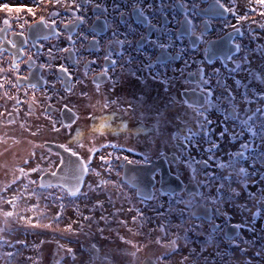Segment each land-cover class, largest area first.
<instances>
[{
    "label": "snow or ice",
    "instance_id": "snow-or-ice-1",
    "mask_svg": "<svg viewBox=\"0 0 264 264\" xmlns=\"http://www.w3.org/2000/svg\"><path fill=\"white\" fill-rule=\"evenodd\" d=\"M249 3L264 9V0H249ZM179 6L186 10L183 20L185 27L181 30V36L187 35L192 38L193 47L198 41H204V32L208 30V22L204 21V30L198 34L197 25L194 23L198 16L207 15L209 11L216 10L219 16L228 12L236 15L237 20L248 19L246 14L237 15L233 8L222 0H213L210 9L200 8L195 0H192L191 4L184 2ZM159 7L161 9L165 7L163 0ZM149 9H153V5L148 4L145 8L142 0H125L124 5L114 2L112 11L119 19L114 18L112 25H109L107 20L109 8L105 3L97 2V0H33V5L26 9L31 20L25 19L21 22L19 17L16 18V26L19 31L13 32V39H6L5 36L0 35V123H3L7 128H14L24 104L28 105V111L25 113L27 117H32L35 114L34 109L43 104L36 118L39 119L40 116H43V119L49 123L51 132L60 134L62 130H67L71 137L69 143L58 145L67 154L66 157L57 153L59 157L57 162L55 160L46 161L45 157L41 156L35 166H30L36 159V153L35 151L29 152L28 157L23 159L24 166L12 169L10 178L6 177L0 184V248H16L17 244L22 243L17 240L14 244L11 240L6 239V236L11 235L15 230L13 225L20 222L33 228L51 229L54 233H71L74 231V224L83 228L78 220L71 221L63 228L60 227L64 209L67 207L64 203L66 199L69 200V203H74L75 199H88L92 194L106 189L109 185L123 193V185L110 178L113 171L110 159L104 155L99 156L103 171L109 174L107 178L91 165L93 158L99 153V149L95 148L98 134L103 136L108 131H132L124 120L125 116L129 119H137L140 125H143L146 120L152 121L146 126L148 135L158 136L160 140H176L180 148L185 151L188 148H200L201 141L206 136L213 135L210 127L212 121L207 115L210 106L207 98L213 97L214 92L209 87L210 80L204 77L203 69L200 70V79L195 90L186 88L184 93H178V95L187 97L189 92H193L195 95V91L198 90L203 94L198 99L185 98L180 101L181 106L185 109V116L189 109L192 110V120L185 119L179 113H174L176 101L172 97H168L166 101L156 100L151 103L142 98H137L133 103L120 97V89L116 86L117 82L113 77L120 75L121 79L135 78L139 71L132 67L134 60L131 56L125 61L124 54L127 49H133L138 54H142L140 49L144 47V41L158 49L159 55H156L155 62L150 56L146 57L147 63H144L143 67L148 69L152 80L159 81L167 87H170L172 80L175 79V76L168 77L166 75L167 69L178 57H182L185 51V49H180L178 53H174L172 51L174 42L167 38L166 32L161 33V36L165 37L163 39L161 37L149 39L148 36L131 30L129 22L131 17L146 24L149 29L161 30V26L153 23V18L147 14ZM0 10L8 13L13 11L7 4L0 6ZM90 10L95 15V21L104 18L103 24L90 22L91 18L88 16ZM256 10L255 7L250 8L252 12H256ZM15 11L22 10L17 8ZM259 15L264 17V11H260ZM2 23L5 27L0 28V33H7L11 30L12 23L9 18H4ZM121 25L125 27L123 32L119 31ZM261 28H264V24L261 25ZM26 29L30 30L27 35ZM109 29L112 35L106 41L103 58L105 61H110V67H101L99 73H95L91 66L95 65L97 61L86 60L87 67L81 77L76 78L65 62H56L58 59L61 61L70 60L78 68L81 63V50L87 48L100 50L103 39L100 37V33ZM65 32H67L66 36ZM15 37L21 39L17 41ZM62 37L67 40L68 46L48 47L46 58L41 62V57L45 54L42 51L44 44L39 42L52 38L60 40ZM30 39L33 46L38 44L35 53L28 47ZM113 45L118 47H113ZM235 48L239 51L240 45L237 44ZM5 52L8 53L10 59L5 57ZM61 54H67V56ZM215 55H217V49L214 47L205 49V56L210 62ZM114 56L118 58H113ZM227 59L233 60L234 57L229 55ZM239 59L240 62L236 63V69L245 72L246 79L250 78L254 82L251 85H245V91L240 94L242 103L247 105L253 103V100L249 99V91L264 103V87H260V85H264V52H262V63L259 66L255 65L249 56H241ZM185 65H187V61H185ZM161 67L164 72L159 71ZM90 71L94 73L91 77L94 92L87 90ZM180 72L182 75L183 70L181 69ZM49 75L53 79L50 80ZM105 79L109 82L110 88L107 93L101 91V84L105 82ZM128 82L134 84L135 80L129 79ZM239 84L240 81H237V85ZM77 87H79V92L76 91ZM21 92L26 99L21 100ZM38 92L41 94L40 97H37ZM221 96L228 102L227 107L221 105L224 107L226 126L224 130L220 131L219 137L206 141L210 145L203 149L209 154L207 159H196L191 152L187 156L179 153L171 157L177 167L183 165L190 169L191 180L196 182L195 187L184 186L182 188L187 199L181 198L176 201L177 205H183V208L177 206L174 213L179 223H173L171 219L164 217L156 228L149 227L145 231L146 225L150 224L151 220L137 210L130 222L126 219L115 222L134 237H145L146 242L126 239L117 231V239L120 243L109 246L102 254L100 249L92 245L88 250L87 258L82 260L81 264H264V235H261L259 240L255 237L245 240L240 234L243 231L242 224H232L229 231L224 232L221 226L215 223L218 217L230 219L228 211L245 215L248 218V223L253 225L257 219H264V107L258 106L255 110L245 108L243 109L244 118H242L241 108L236 103L234 90L225 87ZM72 97H77V102L70 107L69 101ZM54 99L61 104L59 109L52 103ZM97 107L100 111L110 110L109 115L99 118V124L96 123L98 117L95 110ZM81 109L86 114L85 118L93 122L87 130L79 127L74 129V125L80 119L78 112ZM57 111H59L61 119L55 117L54 113ZM116 117L120 118V123L113 127L110 121H114ZM177 119L184 126L183 128L177 126L179 136L170 128V125H174ZM228 121H239L241 133L237 134L233 131L229 136ZM193 125L199 130L198 132L194 131ZM245 129L251 139L239 142L238 148H235L234 144L231 145L235 148L234 151H228V146L218 142L220 139L231 141L238 135H243ZM40 130L38 124L19 123V137H7L6 133L7 138H0V147L3 149L0 151V155L12 153L13 148L25 142V133L30 137H36ZM73 131H75V135H72ZM139 131L138 125L137 134ZM197 136L199 139H196ZM9 139L12 140L11 144L8 143ZM85 140L90 146L82 155L81 150L85 149ZM27 143L33 148L37 147L31 139H28ZM221 151L224 153L223 156L218 155ZM161 155L165 159L168 158L167 153H161ZM117 159L120 158L117 157ZM145 159L147 160V157ZM123 160L129 164L135 163L127 156L123 157ZM42 163H46L47 167H42ZM213 167L215 171L209 172L208 169ZM17 172L19 175L16 174ZM33 174L38 175L39 183L30 178ZM199 174L203 175L202 180H197ZM116 175L119 176L120 173L117 172ZM89 176H95L97 179L88 183L86 177ZM22 179H27L28 183L21 184ZM152 180H155V176L151 177L149 183ZM18 184L21 185L23 191L15 187ZM30 185L34 187L30 188ZM85 186H87V191L84 190ZM132 187L136 188V195L139 196L141 202L152 198L151 192L141 191L135 184ZM177 187L181 186L177 185ZM202 189H207V194ZM8 193L11 195H7ZM32 198H35L36 203L26 211L38 213V218L21 215L18 211L21 200H31ZM41 200L45 201V208L50 205L58 207L59 210L54 216L49 218L41 210ZM109 202H111V197H109ZM96 203L103 208V203L99 199ZM128 211L131 212L132 209ZM158 215L163 217V214ZM42 219H48L50 222L42 223ZM100 219L106 221V217L103 215ZM83 220L89 221L90 226L92 217L83 216ZM129 223L134 225L136 230L129 227ZM204 224H208L207 231L203 229ZM100 231H104V229H100ZM249 231L255 232V228H250ZM193 235L196 237L195 240L192 238ZM197 241L198 246L191 247ZM43 243L44 241H41V244ZM60 250H64L65 256L70 255L73 264H75L77 258L74 250L72 248L65 249V246L58 242L56 264H61L64 259L60 255ZM141 253L144 254L142 260L140 259ZM19 254V248H16V251H6L0 256V260L3 261V264H14ZM177 257L179 259H176ZM27 259L30 260L31 257Z\"/></svg>",
    "mask_w": 264,
    "mask_h": 264
},
{
    "label": "flooded vegetation",
    "instance_id": "flooded-vegetation-1",
    "mask_svg": "<svg viewBox=\"0 0 264 264\" xmlns=\"http://www.w3.org/2000/svg\"><path fill=\"white\" fill-rule=\"evenodd\" d=\"M97 2L105 3L108 6L109 12L107 14V20L109 22V25H112L114 18L117 20L119 19V17L116 16V14L112 11L113 3H120L121 5L125 4V0H97ZM163 2L165 4V7L161 9L159 7L161 0H142L143 6L145 8H147L148 4L153 5V9H149L147 14L153 18V23H156L158 26H161L160 31H154L152 29H149L146 24H142L139 21H136L135 17H131L129 22L131 23V30L139 34L148 36L149 39H156L157 37H161L163 39L165 37H162L161 33L166 32L167 38H170V41L174 42V47L172 48V51L174 53H178L180 49H185L182 57H178L176 61L172 63L167 69L166 75L168 77L175 76V79L171 82V86L167 87L166 85L161 84L159 81L152 80L148 69L143 67V64L147 63L146 57L150 56L152 61L155 62L156 55H159V50L148 44L147 41L143 42L144 47L140 49V53L142 54H138L133 49H127L124 54L125 61L129 58V56L133 58L134 64L132 65V67L139 69V71L137 72V76L135 78L121 79L120 75H115L113 78L117 82L116 86L120 89L119 95L123 100L132 101L133 103H135L137 98H142L144 100H148L149 103H151L152 101L156 100L166 101L168 97H172L176 101L173 109L174 113H179V115L184 117L185 119L192 120V110L189 109L187 115L185 116V109L181 106L180 101L185 98L198 99L202 97L203 94L200 93L198 90L195 91V95H193V92H189L187 97L183 95H178V93H184L186 88L195 90L197 83L200 79V70L203 69L204 77L205 79L210 80L211 83L209 87H211L214 92L213 97L207 98L210 105L208 107L207 115L212 121L210 127L213 132V135L206 136L204 140L201 141V146L206 149L210 146L206 141L208 139H216L217 137H219L220 131L224 130L226 126L224 118V107H227L228 102L221 96V92L225 87L234 90V94L236 95V103L241 108L242 118H244L243 109L249 108V105L242 103V97L240 94L245 91V85H251L253 84V82L246 79L245 72L236 69V63L240 62L239 58L241 56L251 57L253 63L257 66L260 65L259 62L262 63L261 56L262 52H264V28H261V25L264 24V17H261L259 13L260 11H264V9H260L255 4H250L249 0H222V2H224L226 5L231 6L237 15L246 14L248 16V19L237 20L236 15H233L232 13L228 12H225L222 16H219L216 10L209 11L207 15L202 14L198 16L194 21V23L197 25L198 34L200 32H203L204 30V21L208 22V30L207 32H204V41H198L195 47H193L192 38H189L187 35L181 36V30L185 27L183 24V20L184 13L186 10L182 9L179 6L181 3L184 2L191 4L192 0H163ZM195 2L202 9H210L213 4V0H195ZM4 4H7L9 8H11L13 11L11 13H8L0 10V28L5 27L2 23V20L4 18L10 19L12 23V28L7 33H0V35L5 36L6 39H13V32L19 31V28L16 26V18L19 17L21 22L25 19H28L29 21L31 20V17L27 13L26 9L33 5V0H0V6ZM253 7L257 9L256 12L250 11V8ZM17 8H20L22 11L16 12L15 9ZM88 16L91 18L90 22H95L96 24H103L104 18L102 17L100 21H95V15L91 10L89 11ZM124 30L125 27L121 25L119 31L123 32ZM29 31L30 30L28 29L25 30L26 35L29 34ZM44 34L46 35L47 33L45 32ZM66 35L67 32H65V36ZM111 35L112 33L110 29L100 33V37L103 38L101 41L100 50L92 48L82 49L80 53L81 63L79 64L78 68L74 66L72 61L70 60L61 61L60 59H58L56 62H65L69 67L70 71L73 73V76L76 78H80L83 71L87 67L85 61L94 59L97 61V63L95 65H92L91 68L94 69L95 73H99L101 67H110V61H105L103 57L105 55L104 49L106 48V41L111 37ZM89 38L91 39V37ZM129 38L131 39L132 37ZM15 39L19 41L21 38L15 37ZM39 43L44 44V49L42 51L45 55L41 57V62H43L46 58L48 47L55 46V48H60L68 46L67 40L63 37L60 40L52 38L50 40H42ZM237 44L240 45L239 51H237L235 48ZM37 46L38 44L36 46H33V42L30 39L28 47L33 53L36 52ZM77 47H79V45H77ZM113 47L118 46L113 45ZM213 47L217 49V55L213 56L210 62L205 56V49ZM4 55L7 59H10L7 52H5ZM61 55L67 56V54ZM229 55H232L234 59H227ZM113 58L118 57L114 56ZM185 61H187V65H185ZM21 67L23 68V65ZM181 69L183 70L182 75L180 72ZM155 71L156 70L154 68V73ZM159 71L164 72V69L161 67ZM93 74L94 73L92 71L89 72V78L87 81V90L91 92L95 91L94 85L91 81V77ZM48 78L50 80L53 79L51 75H49ZM129 79H134L135 83L130 84L128 82ZM237 81H240L239 85H237ZM109 90V82L105 79V82L101 84V91L103 93H107ZM76 91L79 92V87H77ZM49 94L51 95L52 93ZM30 95L31 94L29 93V96ZM40 95L41 94L38 92L37 97H40ZM149 97H151V100H149ZM20 98L21 100L26 99L23 95V92H21ZM249 99L253 100L254 108H252V110H255L257 104L255 105L254 102L258 100V97L256 95H253L252 92L249 91ZM76 102L77 97H72L69 101V106L71 107L72 104ZM52 103L57 109L61 107V104L57 103L55 99L52 101ZM222 104L224 107L221 106ZM42 107L43 104H41L38 108L34 109L35 114L32 117H27L25 116V113L28 111V105L24 104L21 108V113L17 125L14 128H7L4 126L3 123H0V138H7L12 136L19 137V123L21 122L33 125L38 124L40 125L41 130L36 137H30L27 133L24 134L25 140L31 139L34 144L37 145V147H35L36 149L28 148L29 150L27 151H38L41 148L44 152L49 154L52 158H54L55 161L58 162L59 157L57 153L45 148L44 143H52L57 145L62 143H69L71 137L69 136L67 130H62L60 134L51 132L50 125L46 120L43 119V116H40L39 119L36 118L37 115H39L40 108ZM95 114L98 117L96 123L99 124V118L105 115H109L110 110L100 111L99 107H97V109L95 110ZM54 115L57 119L62 118L60 116L59 111L55 112ZM78 115L80 116V119L78 120L77 124L74 125V129L77 127L84 130L90 128L93 122L85 118L86 114L83 109L78 112ZM124 120L127 123L128 128L132 129V131H108L107 134L103 136L99 134L97 135L95 148L99 149V153L93 158L91 166L92 168L101 171L102 174H108L106 171H103V165L99 159V156L104 155L106 158L110 159L113 167L111 175H116L117 172L120 173V177L117 182L119 183L120 181L122 183L123 189L129 192L130 197L134 198V201H136L137 206L123 204L121 208L114 209V213L116 215L112 218H109L107 222L105 220H101L100 216L96 215L98 217L97 218L93 215V213H85L84 216L92 217L90 226L89 221H84L83 219L80 221L78 219L80 224L83 225V228H79L82 231L85 230V233L87 234V236H90L89 238L91 239L88 240V243L85 240H79V243H77L79 245L80 252L78 253L77 250H75L74 252L77 258L75 264H81L82 260L87 258L88 250L92 245H95L96 248L100 249L101 254L103 253V251L108 249L109 245L107 244V240L103 242L95 241V235L103 237L107 234H111L117 237V231H119V235L125 236L126 239H133L136 242H146L145 237H134L131 233H128L126 229L119 226L115 222L121 219H126L130 222L131 217L136 213L137 210L142 212L144 214V217L151 220V223L146 225L145 231H147V228L149 227L156 228L157 224L160 223L164 217L171 219L173 223H179L174 213L177 206L183 208V205H177L176 201L181 198L187 199V196L184 194V192L181 190L179 193L172 195L162 194L157 188L159 185L160 175V169H157L151 176H155V180L151 189L152 198L141 202L140 198L136 197L135 190L125 185L121 180V175L125 166L146 165L149 164L151 161L161 159L160 168L163 169L165 164L169 173L177 176L181 180L183 188L188 183L194 185L188 186L189 188L195 187L196 182L191 180V170L184 167L183 165L177 167L176 163L172 162L171 160V157L173 155H177L179 153H182L184 156H187L189 152H192L193 148H188L185 151L180 148L176 140H169V144L171 146L170 148H168L166 145H164L166 144L167 139L160 140L158 136L148 135L146 126L152 123V121L150 120H146L143 125H140V122L137 119H129V117L127 116L124 117ZM110 123H112L113 127H116V125L120 123V118L116 117L114 118V121H110ZM138 125L140 127L139 134H137L136 132ZM177 126L181 128L184 127L179 119L176 120V123L174 125H170L171 130L173 132H177V135L179 136L180 133L177 130ZM227 128L229 129V136H231V133L233 131L237 134H240L242 131L241 127L239 126V121H228ZM194 131L198 132L199 130L194 127ZM6 133L7 137L5 136ZM72 135H75V131H73ZM196 139H199V136H197ZM236 139L242 142L246 139H251V136L245 129L243 135H238L233 140ZM223 140L224 139H220L218 142H221ZM9 142L12 143V140L9 139L8 143ZM136 143H139V145ZM101 145H104V147H101ZM113 145H115V147H112ZM88 146L90 145L88 144L87 140H85V149L81 150L82 155L86 153ZM161 153H167L168 158L165 159V157L162 156ZM204 153L207 156L209 155L206 152ZM108 154L111 155L109 156ZM142 155L144 157L136 159L137 157ZM125 156H127L129 160H132L135 163L129 164L127 161L123 160V157ZM2 157L3 156H0V159ZM117 157H119L120 159H117ZM145 157H147V160L145 159ZM18 166H20V163L14 161L13 167L16 168ZM14 168H7L3 165H0V172H4V174L8 176L9 173H12V169ZM6 176L3 179L0 178V184H2ZM202 179L203 175L199 174L197 176V180ZM202 190L205 192V194H207V189ZM116 193H119L118 190L114 192V194ZM162 202L168 204V208H161ZM77 205L78 204H76V206ZM129 209H132V211L129 212ZM73 210L74 212L78 213V210ZM79 212H81V209L79 210ZM158 214H163V217L159 216ZM76 216L79 218L80 215L77 214ZM232 216V212L228 211V217H230V219L225 217H218L216 218L215 223L220 225L224 232H226V229L227 231H229V226L232 224H242L238 223L237 221L235 223L231 222ZM258 220L259 219L256 220L254 225H248L247 223L242 224L243 231H241L240 234L245 240L251 239L253 237L259 240L261 235H264V219L263 222L259 224V228H256L258 226ZM194 222L200 223L199 221ZM129 227H133L134 230H136L135 226L131 223H129ZM253 227L255 228V232L249 231V229ZM100 229H104L106 231L100 233ZM203 229L207 231L208 224H204ZM99 233L101 235H99ZM217 235H219V233H217ZM192 238L193 240H195V235H193ZM71 241L74 242L75 240ZM226 243L227 241L225 240V244ZM115 244L117 243H113V246H115ZM197 246L198 241L197 243L191 245V247ZM61 252L62 250H60V255L64 257V259L61 261V264H73L72 257L70 255H62ZM56 253L57 250L55 247H53L52 252L49 256L50 264H56ZM143 258L144 254L141 253L140 259L142 260Z\"/></svg>",
    "mask_w": 264,
    "mask_h": 264
},
{
    "label": "rangeland",
    "instance_id": "rangeland-1",
    "mask_svg": "<svg viewBox=\"0 0 264 264\" xmlns=\"http://www.w3.org/2000/svg\"><path fill=\"white\" fill-rule=\"evenodd\" d=\"M259 64H261V62H259ZM247 79L249 81H251L250 78H247ZM260 87H264V85H260ZM254 104L255 105L257 104L256 105L257 107L258 106L264 107V103L260 102L259 99L256 100L254 102ZM249 108H251V109L254 108L253 103L251 105H249ZM239 142H241V141L236 139V140H231V141L223 140L219 143H221L222 145L228 146V151H234L235 148H238ZM9 144H11V143L9 142ZM136 144L139 145V143H136ZM233 144L235 145V148L231 147V145H233ZM164 145H166L168 148H170V146H171L169 144V140H167L166 144H164ZM28 148L32 149L33 147H32V145L27 143V140H25V142L19 144L15 148H13L12 153L0 155V156H3L0 159V165H3L4 167H7V168H14L13 164H14V161H16V162L20 163V166H24L23 165V159L28 157V153H29V151H27V150H29ZM33 149H36V148H33ZM203 149H204L203 146H201L200 148H193L191 153L193 156L197 157V159H207V155L204 153ZM2 150H3L2 147H0V151H2ZM13 153H15V155H13ZM35 153H36V159L32 161V164L30 166H35V164L37 162H39V158L41 156H44L46 161L47 160H54V158H52L49 154L44 152L43 149H41V148L38 151H35ZM218 155L223 156L224 155L223 151L219 152ZM142 157H144V156L143 155L139 156L136 159H140ZM14 159H16V160H14ZM41 166L47 167V164L42 163ZM245 166L247 167L248 165H245ZM8 171H10V170H8ZM208 171L212 172V171H215V169H214V167L209 168ZM11 174L12 173H9V175L6 176V174H4V172H0V178L3 179L5 176L10 178ZM16 174L19 175L18 172ZM108 175L109 174H103V176L105 178H107ZM37 177H38L37 174H33L30 178L36 180ZM119 177L120 176H117V175H111L110 178L112 181L117 182L119 180ZM95 179H97L95 176H89V177H87V182L92 183V181ZM27 183H28L27 179H22L21 184H27ZM15 187L18 188L20 191H23V188L21 187L20 184L16 185ZM29 187L31 188L34 186L30 185ZM84 190L87 191V186H85ZM116 191H117V189H115L114 187L109 185L106 189H101L98 193L92 194L88 199H83V198L75 199L74 203L78 201L77 208L78 207L81 208V212L78 211V213H76V212H74L73 208L71 210L68 209L69 211L66 210L67 213L65 214L64 225L66 223H70L71 221H77L78 219L81 221L83 219V216L85 213H87V214L93 213L94 216L97 215L100 217L103 215L104 217H106V222H107V220L109 218L114 217V215H113V214H115L114 209L121 208L123 206V204H125V205L128 204L131 206H133V205L137 206L136 201H134V198L129 196L128 191L123 189V193H121L118 190L119 193L114 194V192H116ZM7 195L10 196L11 193H8ZM109 197H111V202H109ZM97 199H99V201H101L103 203V208H101V207H99V205H97V203H96ZM67 202H69V200ZM34 203H36L35 198H32L31 200H21L19 202L18 211L20 212L21 215H29V216H33L34 218H38L39 217L38 213H32V212L26 211V209L30 208L31 205ZM155 204H156V202H155ZM44 205H45V201L41 200L40 201V208L42 211H44L46 213L47 217L50 218L56 214L57 210L53 206L50 205L48 208H45ZM161 208H168V204L162 202ZM77 214L80 215L79 218L76 216ZM232 215L233 216H232L231 222L235 223L237 221L238 223H242V224H245V223H247L248 225L250 224V223H248V218L245 215H242L240 213H235V212H232ZM34 222H35V220H34ZM41 222L42 223H48L50 221L48 219H42ZM261 222H263V219L258 220V226L256 228H259V224H261ZM13 227L15 230L11 233V235L6 236V239L11 240L14 244L16 243L17 240L21 241L22 243L17 244L16 248H19L20 252L23 250L24 256H29V253L31 252V250L29 248L31 246H33V250H34V253L36 255V258H35L36 264H50L49 256L52 252L53 247H55L57 250V242L61 245H64L65 249L66 248H72L74 250V252H75V250H77L79 253L80 249H79V245L77 244V243H79V240H82V241L85 240L88 243V240L91 239V238H89L90 236H87V234L85 233V230L82 231L75 224L73 225L74 231L71 233H67V232H56V233H54L51 229L33 228L24 222L14 224ZM107 228H108V226H107ZM104 231H106V230H104ZM104 231H101L100 233H102ZM100 233H99V235H101ZM70 239L75 240V241L72 242ZM94 239H95V241H100V242L107 240V244L109 246H113V243H120L118 241L117 237L115 235H111V234H107L103 237L95 235ZM41 241H44V243L41 244ZM73 243H75V244H73ZM16 248H6V249H9L8 251H13V250H16ZM61 253H62V255H64V250H62ZM176 259H179V257H177Z\"/></svg>",
    "mask_w": 264,
    "mask_h": 264
},
{
    "label": "water",
    "instance_id": "water-1",
    "mask_svg": "<svg viewBox=\"0 0 264 264\" xmlns=\"http://www.w3.org/2000/svg\"><path fill=\"white\" fill-rule=\"evenodd\" d=\"M44 147L48 148L53 152L59 153L60 155H64L65 157L67 156V154L64 153L63 150L60 149L57 144L44 143ZM160 161L161 159L151 161L149 164L146 165L125 166L123 169V173L121 175V179L126 185H128L129 187L135 190V195H136V188L132 187L133 184L139 187L141 191L151 192L154 180H152L151 183H149V180L151 179L152 174L157 169H160L159 185L157 187L158 190L166 194H173L175 192L180 191L182 187V182L175 175L169 173L165 164L163 169L160 168ZM45 179H47V177H45ZM38 183H39V178H38ZM177 185H180L181 187H177ZM186 186H194V185L188 183ZM136 197L139 198V196L137 195Z\"/></svg>",
    "mask_w": 264,
    "mask_h": 264
},
{
    "label": "trees",
    "instance_id": "trees-1",
    "mask_svg": "<svg viewBox=\"0 0 264 264\" xmlns=\"http://www.w3.org/2000/svg\"><path fill=\"white\" fill-rule=\"evenodd\" d=\"M119 183L120 184H122L120 181H119ZM58 191V190H57ZM68 201V199H66V201H64V203L67 205V207L64 209V212H63V219H62V221H61V224H60V227L61 228H63L64 227V221H65V214L67 213L66 212V210L67 211H69L68 209H75V210H77L78 209V211L81 209V208H77V206H76V204H77V202H75V203H69V202H67ZM45 206V205H44ZM57 211L59 210L58 209V207H56V206H53ZM46 210V209H45ZM66 224H68V223H66ZM65 224V225H66ZM30 250H31V252L29 253V256H24V252H23V250L20 252V254H19V256L18 257H16V259H15V261H14V264H36V262H35V258H36V255H35V253H34V250H33V246H31L30 248H29ZM9 249H6V248H0V256H2L3 255V253L4 252H6V251H8ZM13 251H16V250H13ZM28 257H31V259L29 260V259H27ZM33 259V260H32ZM0 264H3V261L2 260H0Z\"/></svg>",
    "mask_w": 264,
    "mask_h": 264
}]
</instances>
